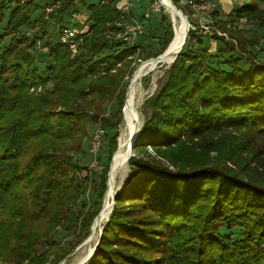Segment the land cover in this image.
<instances>
[{
  "label": "trees",
  "instance_id": "1",
  "mask_svg": "<svg viewBox=\"0 0 264 264\" xmlns=\"http://www.w3.org/2000/svg\"><path fill=\"white\" fill-rule=\"evenodd\" d=\"M118 2L0 0V24L5 19L0 33V229L4 224L10 229L6 234L0 230V259L7 253L15 262L32 261L33 245L67 220L89 187L102 198L118 135L108 141L109 157L98 181L77 157L84 153L90 125L118 128L122 122L123 77L134 47L122 37L124 46L113 42L120 31L116 23L124 17ZM173 2L177 7L179 0ZM48 5L54 7L46 13ZM80 8L84 23L74 20ZM211 15L215 29L227 35L213 33V39L222 44L220 53L230 56L212 65L206 37L189 29L166 81L148 102L150 115L127 161L128 179L116 192L87 264H264L262 185L219 162L161 159L146 151L182 146L222 130L264 137V62L248 50L256 43L235 26L244 18L264 27V0L245 2L228 20ZM159 23L164 31L155 57L173 36L166 16ZM48 25L57 35L54 44ZM64 26L79 32L75 55L59 41ZM28 28L37 39L47 35V52L35 51L36 39L18 35ZM6 36L10 39L3 45ZM113 45L120 48L99 57ZM234 52L239 55L231 56ZM114 101L115 112L102 116ZM97 210L87 214L86 228ZM221 228L241 233L232 240ZM82 240L84 235L77 243ZM73 247L56 255L53 264Z\"/></svg>",
  "mask_w": 264,
  "mask_h": 264
},
{
  "label": "rangeland",
  "instance_id": "2",
  "mask_svg": "<svg viewBox=\"0 0 264 264\" xmlns=\"http://www.w3.org/2000/svg\"><path fill=\"white\" fill-rule=\"evenodd\" d=\"M234 1H236L237 5L234 6L232 10L243 5L245 2H249V0H234ZM47 2L50 3L51 0H47ZM89 2L95 3L97 2V0H89ZM154 2L159 3L158 0H149L148 2L149 4L147 5L149 9L151 8V3ZM173 4L175 5L174 2ZM190 4L192 5V7L196 12L207 11V13L210 14L211 22L208 23L202 21L201 24H198L195 27L190 26V29L196 30L195 36L197 37L202 36L204 38L206 37L207 43L205 45V49L207 48L208 50L207 52L211 54L209 58V63H211L212 65H214L215 63L223 64V60H226L230 55L220 53L219 49L222 46V44H220L218 41H215L213 39V33H216L220 36H224L227 38L226 33L215 29L214 23L216 22V19H213L211 15L212 12H217L215 11V7L213 6V4H211L208 1L206 2L205 0L194 1L191 2ZM201 4H206V6L200 7L199 5ZM121 5H122V1H119L117 4V8L119 10H121ZM53 7H54L53 5L51 6L48 5L45 8V12L46 13L50 12ZM177 8L180 10L183 9L184 12L186 11L184 9V5L180 2L177 3ZM80 10L81 11L79 15L76 16L77 19L74 18V20L84 23L83 14L85 11L84 8L82 9L80 8ZM156 13L157 15L160 16V18L161 16L167 17V19L171 23L173 29V36H174V31H175L174 26L168 13L164 10L162 6L160 7V10L157 11ZM7 14L8 11L5 12V17L7 16ZM228 14L226 12H223V17L221 18L217 17V19L228 20L227 19ZM122 25H123L122 20L116 23V26L120 28V31L114 35L113 42L115 45L122 44L121 42ZM150 26L151 28L145 32L147 35L144 34L145 36L143 35L141 38L139 39L137 38L135 41V45L133 46L134 53L132 54L131 57H129L130 63L127 68V72L123 77V81L126 86L125 93L127 92V89L130 85V82L137 68L143 62L154 58L155 54L160 48L158 41L161 38L164 30L160 23L158 24L152 23V25ZM235 26L238 29L242 30V34L245 38L251 39L256 43V45L253 48H249L248 50H251L252 52L256 53V59L258 62H264V27H260L258 24H255L253 22H246L244 18L240 19L238 23H235ZM76 27L77 29H79V25ZM4 28H5V19L0 24V33H4ZM46 29L48 31V34H51V36L50 35L49 36L53 37L51 38V40L53 42L52 44H54L57 35L52 32V28L49 25L48 27H46ZM84 30H86V27H83L82 31L84 32ZM32 33L33 30L28 28L25 29L24 31H19L18 35L21 34L25 35V37L29 41L32 39H36L35 51L39 50L40 52L43 51L47 52L48 49L46 45H44V43L48 39L47 35L44 37V39L42 38L37 39V37H35V35H33ZM9 39L10 36H6L3 45H7ZM74 41H75V46L73 47L67 44V47L71 51L72 55H75L77 53L79 49L78 45L80 43V39L76 38ZM115 45H113L110 50L109 49L104 50L99 55V57H102L104 54H110L120 48V47H116ZM193 47L196 49L197 44L194 43ZM35 51H32L31 53H35ZM238 52L240 53L241 51ZM242 54L245 55L244 52H242ZM238 55L239 54L235 52L231 54V56L233 57H237ZM171 64L172 63L170 64L157 63L155 66H153L154 68L146 71L145 74L138 81L139 90H138L137 102H136V109H137L136 117L139 120L140 125L144 122L146 118L149 117L150 107L148 106V102L150 99L156 96L159 89L166 81ZM48 88H50V84L48 85ZM116 108L117 105L116 102L114 101L107 108H104L102 110V116L106 117L109 114H113ZM123 110L124 107L122 109V113ZM122 118H123V114H122ZM122 126H123V120L119 124L118 128H106V129L103 128L102 129L103 133L101 134L100 143L95 152L91 151L92 148L91 139L93 134L96 132L97 128L99 127V124L94 123L89 126L90 134L86 144L84 145V153L80 155V158L79 157L77 158L80 164L87 165L89 166V168H91L92 178H94V180L96 181L99 180V174L101 173L103 166H105V164L108 161V157H109L108 141L115 134H117L118 137L116 139V146L111 153L110 164H111V160L114 162L117 156L118 138L120 136ZM146 151L161 159L162 157L160 156L162 155L166 157L169 156L175 159L184 158L190 162H195V163L219 162L225 164L232 170L238 172L243 177L251 179L254 182L264 187V137L257 135H248L244 130H222V131L210 132L208 134L199 137L198 139H195L192 142L184 143L182 144V146L176 145L168 149H159V150L147 147ZM127 161L128 158L126 160V167H124L125 170L123 174L121 175L119 174L117 176L115 192H117L121 187H123V185L128 179L129 168ZM110 164H109V169H110ZM108 173H107V178L105 180V190L103 192L102 198L99 200V198L92 193L89 187L86 190L84 196L78 199L77 204L68 213L67 220L61 223L58 227L52 229L48 237L45 238L41 237L38 243L33 245L32 247L33 250L31 251V256L33 258L32 261L26 259L21 262H15L9 258V254L4 253L3 259H0V264H53L56 255L60 254L63 250L70 249L71 246L73 245L74 247L72 248V250H70V252L67 253L66 256L58 260L55 264H79V263L87 264L89 262L88 260L91 258L92 255L84 263L83 262L78 263V260L81 257H83L88 246L83 244L81 245L83 240L78 243L77 241L83 235L85 240V235L88 233V231H90L92 222L89 225V228H86L85 226V218L87 214L92 212L97 207H98L97 214H99L98 212H100L102 208L103 199L107 189ZM98 201L100 202L98 205H96ZM14 206L15 204H12L10 206V210H12ZM77 216L78 219L76 222ZM105 222L106 220L103 222L102 225H104ZM0 230L3 234H6L10 229L8 228L7 224H4ZM220 232L222 234H230L231 239L234 240L240 236L241 229L235 228L231 231H227L226 229L221 228ZM99 234H100V230H98L96 234V238L90 243V245H92L93 247L95 246L96 242L99 239ZM262 247L264 248V240L262 241ZM24 250L25 248L22 246L17 250V253L21 254L22 252H24ZM72 251L74 252L71 255H69ZM64 259L65 261L62 263ZM168 263L178 264L177 262L174 261H169Z\"/></svg>",
  "mask_w": 264,
  "mask_h": 264
},
{
  "label": "bare ground",
  "instance_id": "3",
  "mask_svg": "<svg viewBox=\"0 0 264 264\" xmlns=\"http://www.w3.org/2000/svg\"><path fill=\"white\" fill-rule=\"evenodd\" d=\"M160 5L164 8V10L168 13V15L171 18V21L174 26V36L172 38V41L167 46L166 53L163 55L161 60L157 62L155 59L147 60L143 62L134 73V76L130 82L127 95L125 98V106L123 110V126L120 133V136L118 138V152L117 156L113 162V165L111 164L110 172L108 175L107 180V189L105 192V196L103 199V205L102 208L96 217V219L92 223V230L88 235L87 240L83 245H87L88 248L83 255L78 260L79 262H85L90 257V254L93 250V246L90 245V243L96 238V234L98 230L101 229L103 226V222L109 217L112 209V196L115 192V185H116V179L117 176L120 174H123L124 167H126V160L129 158V142L132 136L134 135L136 131V122L139 120L136 117V102H137V94L139 90V83L138 81L141 79V77L145 74L146 71L151 70L154 68L157 63H172V60L174 59L175 55L177 54L180 47H182L185 33H186V20L184 16L174 8V4L172 0H158ZM113 158V157H112ZM112 163V161H111ZM97 241V240H96Z\"/></svg>",
  "mask_w": 264,
  "mask_h": 264
},
{
  "label": "built area",
  "instance_id": "4",
  "mask_svg": "<svg viewBox=\"0 0 264 264\" xmlns=\"http://www.w3.org/2000/svg\"><path fill=\"white\" fill-rule=\"evenodd\" d=\"M122 1L121 11L124 14L123 17V25H122V33L121 37L126 45L134 46L136 39L143 33V24L142 21L136 18L135 16L131 15V7L132 2L131 0H119ZM191 3V1H190ZM200 7H205L206 4L199 5ZM161 5L157 2L151 3V10L157 12L160 10ZM150 12L147 11L144 14V17H148ZM78 35V31L74 28L64 26L61 28L59 34V41L64 44H68L69 46H75V39ZM103 133L102 128L99 126L96 132L92 136V148L91 151H96L99 143L101 134ZM95 164V163H94Z\"/></svg>",
  "mask_w": 264,
  "mask_h": 264
},
{
  "label": "crops",
  "instance_id": "5",
  "mask_svg": "<svg viewBox=\"0 0 264 264\" xmlns=\"http://www.w3.org/2000/svg\"><path fill=\"white\" fill-rule=\"evenodd\" d=\"M191 2L198 1V0H179L180 3L184 5V9L186 17L188 18V22L190 23L191 27H195L198 24H201L202 21L204 22H211L210 14L207 11H198L196 12ZM206 2H210L215 7V11L218 14V17H223V12L227 14L237 5L236 1L234 0H205ZM132 7L131 11L136 18L142 21L143 24V33L138 37L141 38L144 34L147 35L145 32L148 31L152 25V23H159L160 16L157 13L147 6L149 0H131ZM183 10V9H182ZM149 11L150 15L148 17H144V14ZM85 17V16H84ZM147 29V30H146ZM144 35V36H145Z\"/></svg>",
  "mask_w": 264,
  "mask_h": 264
},
{
  "label": "water",
  "instance_id": "6",
  "mask_svg": "<svg viewBox=\"0 0 264 264\" xmlns=\"http://www.w3.org/2000/svg\"><path fill=\"white\" fill-rule=\"evenodd\" d=\"M174 8H175L176 10H178V11L184 16V18H185V20H186V24H187V27H186V33H185L184 41H183V44H182V46H183L184 43H185V41H186V38H187V35H188V31H189V29H190V23L188 22L187 17H186V15L182 12V10L178 9L176 6H174ZM168 46H169V45H168ZM181 49H182V47H180V49L178 50L177 54L180 52ZM165 53H166V50H164L160 55H158V56L152 58V60L155 59L157 62H159ZM177 54L175 55V57H174V59L172 60V62L176 59ZM128 88H129V87H128ZM127 91H128V89H127ZM126 95H127V92H126ZM140 126H141L140 123L137 121V122H136V125H135V127H136V131H135L134 135L132 136V138L130 139V142H129V153H130V156H132V153H133V144H134V141H135V139H136V137H137V135H138V133H139ZM130 156H129V157H130ZM128 159H129V158H128ZM111 161H112V160H111ZM110 166H111V164H110ZM110 168H111V167H110ZM109 172H110V169H109ZM108 175H109V173H108ZM115 195H116V192H114V193H113V196H112V208H113V205H114V197H115ZM111 210H112V209H111ZM98 213H99V212H98ZM97 216H98V214L95 216V218L93 219V221L96 219ZM93 221H92V223H93ZM107 221H108V217H107V219H106V222H107ZM106 222H105V223H106ZM102 229H103V226H102L101 229H100L99 238H100V236H101ZM91 230H92V224H91V227H90V231H89V233L91 232ZM88 235H89V234H88ZM87 238H88V236L85 238V240H83V242L81 243V245L85 243V241L87 240ZM98 242H99V239H98V241L96 242L95 246L93 247V250H92L90 256L93 254V252H94L96 246L98 245ZM74 251H75V250H74ZM74 251H72L69 255H71ZM69 255H68V256H69ZM68 256H67V257H68ZM67 257H66V258H67ZM66 258H65V259H66ZM65 259L62 261V263L65 261ZM79 264H82V263H79Z\"/></svg>",
  "mask_w": 264,
  "mask_h": 264
}]
</instances>
